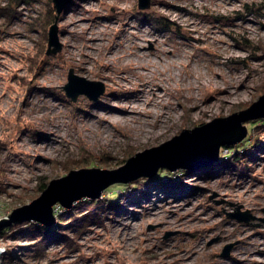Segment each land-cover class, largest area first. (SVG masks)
Segmentation results:
<instances>
[{
	"label": "rangeland",
	"instance_id": "obj_1",
	"mask_svg": "<svg viewBox=\"0 0 264 264\" xmlns=\"http://www.w3.org/2000/svg\"><path fill=\"white\" fill-rule=\"evenodd\" d=\"M138 1L74 0L58 21L63 48L48 55L53 0H0V219L41 195L42 175L61 178L66 167L92 163L119 168L263 95L264 0H152L144 10ZM145 54L149 64L140 61ZM160 57L170 62L163 76ZM154 65L145 106L153 111V92L165 94L158 106L169 108L167 130L155 135L164 114L150 133L137 128L144 122H112L111 107L128 108L150 89ZM179 68L187 80L177 81ZM70 69L105 83L99 101L67 97ZM245 125L244 140L222 147L214 166L161 168L71 209L57 203L50 228L58 233L44 241L36 221L0 228V264H264V119ZM238 206L256 218L230 216Z\"/></svg>",
	"mask_w": 264,
	"mask_h": 264
},
{
	"label": "water",
	"instance_id": "obj_2",
	"mask_svg": "<svg viewBox=\"0 0 264 264\" xmlns=\"http://www.w3.org/2000/svg\"><path fill=\"white\" fill-rule=\"evenodd\" d=\"M74 0H53L56 9L55 22L50 26L47 54H57L62 50L58 21L62 13ZM152 0H139L140 9H148ZM67 97L76 101L80 95H86L92 101H99L106 91L103 81L91 80L70 69L68 82L63 86ZM264 118V95L245 109L233 112L226 117H216L213 120L196 126L193 129L184 128L180 135L174 136L160 146L147 148L131 156L128 162L119 168L107 169L99 167L80 168L72 170L67 176L54 179L48 188L30 204L14 208L10 218L0 219V228L13 222L36 221L45 227L57 224L55 205L71 209L75 202L90 198L99 199L104 189L115 183H129L141 177H154L159 169L176 171L186 169L193 173L203 168L216 165L220 161L222 147H231L248 134L246 122ZM237 212L230 216L241 221L255 219L250 211ZM264 221V219H261ZM234 243L225 246L222 256L227 257ZM2 251V250H0Z\"/></svg>",
	"mask_w": 264,
	"mask_h": 264
},
{
	"label": "bare ground",
	"instance_id": "obj_3",
	"mask_svg": "<svg viewBox=\"0 0 264 264\" xmlns=\"http://www.w3.org/2000/svg\"><path fill=\"white\" fill-rule=\"evenodd\" d=\"M97 39H100V38H97ZM63 48V47H62ZM127 48H130V47H127ZM115 50H117V48H114ZM149 58H148V55L145 54L144 55V58L142 56V59L140 60L141 62L144 61L146 63L149 64ZM160 62H164L162 63L163 64V67L162 69L161 68H154L153 70V73L151 75V79L147 80V85L149 86V90L146 91V94H143L140 98L132 101V103L129 105V110L128 108H123V107H120V106H115V107H111L110 108V119L112 122H121L122 124L124 125H130V124H140L141 122H144L143 123V126L140 125L139 127V130L141 129L142 131H145L146 133H150L152 131H154V128H152V124L155 123V121L158 119L159 116H162L164 114L165 118L163 119L162 121V125L161 127H159L157 130H156V133L155 135H158L164 131L167 130V126L169 125H166L165 123L167 122L168 118H169V115H168V109L169 108H162L158 105H165L166 104V101H167V98L165 97V94H156V92H153V95L156 97L155 99V109L151 112L150 109H147L145 105H149L152 101V99L149 98V95H150V92H152L154 90V88L151 86V82L153 79H155L157 76H156V71L158 69V73L160 74V76H163L165 73L164 72H167L169 71V67H168V62L167 59H162L160 57ZM113 64V62H112ZM182 64V62H180V65ZM170 65V64H169ZM181 69L179 68L178 71L175 73V76L177 78V81L181 80V79H186L187 78H182V74H181ZM171 76V74H170ZM172 78V77H171ZM158 79H161L160 77H158ZM165 78H163V81H164ZM167 82V79L165 80ZM191 81H188V84H190ZM177 84V83H176ZM161 88V91H164V88H163V84L162 83H159L158 84ZM178 86V84H177ZM108 109V108H107ZM163 109H166V110H163ZM127 111V112H126ZM114 112L116 113H119V114H113ZM112 113V114H111ZM143 115L142 117L144 118V120L142 121V117L141 116H138V115ZM146 118H151V121L150 120H146ZM109 130H106V132H108ZM250 190V189H248ZM105 212V210L103 211ZM162 212L161 210V207H158V212L157 214L160 215V213ZM133 228V226H132ZM136 228V227H134ZM131 238H133L131 236ZM1 252V251H0Z\"/></svg>",
	"mask_w": 264,
	"mask_h": 264
},
{
	"label": "trees",
	"instance_id": "obj_4",
	"mask_svg": "<svg viewBox=\"0 0 264 264\" xmlns=\"http://www.w3.org/2000/svg\"><path fill=\"white\" fill-rule=\"evenodd\" d=\"M25 2V1H28V0H16V4H20L21 2ZM246 6L247 7H249L248 6V4H246ZM6 15H8L10 18H12L13 17V15H14V10L13 9H9V10H7V11H5L4 12ZM263 95H264V91H263ZM262 119H264V118H262ZM129 157H131V156H129ZM128 162V158L127 159H123L122 160V162L121 163H127ZM81 166L80 165H74V166H69V167H66V168H68V169H66V171H64L63 173H62V175H65V176H67L70 172H71V168H77V169H79ZM91 167H95V164H90V167L89 168H91ZM61 175V176H62ZM56 176H57V174L56 173H51L50 175L49 174H47V175H42V177H40V182H39V185H38V188L41 190L39 193H43L44 191H45V189L46 188H48V186L50 185V183L54 180V179H56ZM81 204L82 203H80L79 205H77V210L79 211L80 209H82V207H83V205H82V207H81ZM76 213V212H75ZM69 214H74V212L73 211H70L69 212ZM90 214H88L87 213V215H84V216H82V218L81 219H83V220H85L86 219V217H88ZM76 216V215H75ZM74 216V217H75ZM79 217H76L75 218V220H77ZM31 225H32V227L35 229V227H39L40 225H38L37 223H31ZM58 229L59 228H57V227H53V228H45L44 227V230H43V235H42V238H44L42 241H44L46 238H49V237H52V236H54L56 233H58Z\"/></svg>",
	"mask_w": 264,
	"mask_h": 264
}]
</instances>
